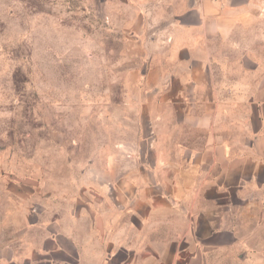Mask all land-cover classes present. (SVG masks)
<instances>
[{"label": "crops", "instance_id": "1", "mask_svg": "<svg viewBox=\"0 0 264 264\" xmlns=\"http://www.w3.org/2000/svg\"><path fill=\"white\" fill-rule=\"evenodd\" d=\"M140 12L135 30L153 34L141 46L175 55L150 84L178 132L197 137L174 140L170 157L145 143L84 173L42 243L0 262L264 264L251 248L264 222V1L148 0ZM235 129L242 141H229Z\"/></svg>", "mask_w": 264, "mask_h": 264}, {"label": "rangeland", "instance_id": "2", "mask_svg": "<svg viewBox=\"0 0 264 264\" xmlns=\"http://www.w3.org/2000/svg\"><path fill=\"white\" fill-rule=\"evenodd\" d=\"M147 1L0 0V255L41 244L63 193L104 161L158 141L170 157L174 140L197 137L178 132L150 84L175 55L141 46L153 36L135 30ZM234 131L229 141L247 135ZM255 236L262 256L264 222Z\"/></svg>", "mask_w": 264, "mask_h": 264}]
</instances>
